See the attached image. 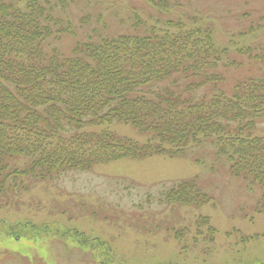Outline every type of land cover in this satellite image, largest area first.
I'll use <instances>...</instances> for the list:
<instances>
[{
  "label": "rangeland",
  "instance_id": "rangeland-1",
  "mask_svg": "<svg viewBox=\"0 0 264 264\" xmlns=\"http://www.w3.org/2000/svg\"><path fill=\"white\" fill-rule=\"evenodd\" d=\"M40 1L52 7L61 23L72 25L74 34L68 29L50 40L66 56L78 41L131 32L133 16L148 25L155 16L162 27L171 21L213 30L217 62L198 74H179L177 82L172 78L151 86L155 90L171 86L197 102L228 95L241 85L238 81L264 75V60L256 58L264 56V0H168L165 11L153 6L158 0ZM102 127L122 138L151 142L149 133L133 125ZM251 134L247 149L254 151L262 146L264 118L256 120ZM215 138L203 137L172 157L118 159L50 181L11 173L26 158L7 160L0 172V264H101L95 255L99 246L82 247L38 230L47 223L108 241L115 253L109 264H264V187L253 170L257 164L245 157L234 165L227 153L233 146H218ZM192 181L205 193L194 206L187 203L188 196H196ZM179 187L181 201H169ZM2 220L18 226L14 234L20 236L3 233Z\"/></svg>",
  "mask_w": 264,
  "mask_h": 264
},
{
  "label": "trees",
  "instance_id": "trees-1",
  "mask_svg": "<svg viewBox=\"0 0 264 264\" xmlns=\"http://www.w3.org/2000/svg\"><path fill=\"white\" fill-rule=\"evenodd\" d=\"M17 1L0 0V172L7 160L22 157L27 162L23 167L15 164L11 173L47 179L56 172L91 171L123 158L172 157L184 153L190 143L214 136L218 146H233L227 153L234 165L245 157L257 164L253 170L264 187V139L261 147L247 149L256 120L264 118V75L238 81L241 85L228 95L197 102L184 99L171 86L151 88L179 73L198 74L217 62L212 30L171 21L162 27L159 19L148 25L137 19L138 33L78 41L66 56L51 47L50 40L68 29L74 34L71 23H61L40 0ZM158 1L156 9L169 8L168 0ZM256 58L264 60L263 55ZM114 122L149 133L151 142L140 145L102 127ZM242 164L248 167L249 162ZM190 185L196 196H188L187 203L199 205L205 193L194 181ZM181 190L175 188L177 196L168 200L181 201ZM1 224L3 233L19 234L18 226H7L5 220ZM52 226L47 223L38 230L55 232L82 247L99 246L101 264L114 261L108 241Z\"/></svg>",
  "mask_w": 264,
  "mask_h": 264
}]
</instances>
